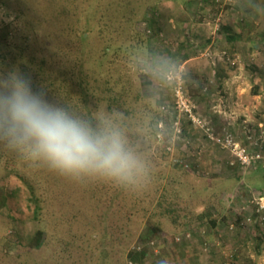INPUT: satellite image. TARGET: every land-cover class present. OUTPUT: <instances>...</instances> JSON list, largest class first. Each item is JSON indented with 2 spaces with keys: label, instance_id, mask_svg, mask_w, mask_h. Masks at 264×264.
Segmentation results:
<instances>
[{
  "label": "rangeland",
  "instance_id": "obj_1",
  "mask_svg": "<svg viewBox=\"0 0 264 264\" xmlns=\"http://www.w3.org/2000/svg\"><path fill=\"white\" fill-rule=\"evenodd\" d=\"M111 2L0 0V72L118 117L151 181H73L0 148V264H264V0ZM145 51L183 67L212 138L186 117L176 127L174 85L140 70ZM226 134L263 159L242 167Z\"/></svg>",
  "mask_w": 264,
  "mask_h": 264
},
{
  "label": "clouds",
  "instance_id": "obj_2",
  "mask_svg": "<svg viewBox=\"0 0 264 264\" xmlns=\"http://www.w3.org/2000/svg\"><path fill=\"white\" fill-rule=\"evenodd\" d=\"M140 70L181 87L187 73L160 52L145 51ZM112 114H85L49 99L18 69L0 72V148L73 181L100 180L135 191L152 177V158ZM161 264H164L162 261Z\"/></svg>",
  "mask_w": 264,
  "mask_h": 264
},
{
  "label": "built area",
  "instance_id": "obj_3",
  "mask_svg": "<svg viewBox=\"0 0 264 264\" xmlns=\"http://www.w3.org/2000/svg\"><path fill=\"white\" fill-rule=\"evenodd\" d=\"M173 95H174V105L177 110V120L175 121V125L177 128L180 124V117H186L191 123L195 126L199 125L200 127L205 129V132L208 136H211L209 125H206L205 121L200 117V115L196 111V105L190 99V96L185 92L183 86L176 87L173 86ZM177 132H180V129H177ZM222 146L231 149L238 162L242 167L247 168L251 167L256 161H261L263 159V155L261 152L255 151L253 153H249L245 151L242 147H240L235 141L232 140L230 134H226L222 137L216 139ZM263 206V204H261ZM131 262V261H130Z\"/></svg>",
  "mask_w": 264,
  "mask_h": 264
},
{
  "label": "trees",
  "instance_id": "obj_4",
  "mask_svg": "<svg viewBox=\"0 0 264 264\" xmlns=\"http://www.w3.org/2000/svg\"><path fill=\"white\" fill-rule=\"evenodd\" d=\"M92 1H93V0H92ZM95 1H96V0H95ZM108 1H109V3H107L106 7H107L110 3H112L111 0H108ZM132 2H133V0H120V2H118V4H121L122 6L126 5V6L129 8V10H128V13H129V12H132V7H133V5H134V4H132ZM120 9H122V11L125 10V8L123 7V8H119L116 12L118 13ZM125 15H127V14H125ZM125 15H124V17H125ZM131 15H132V14H131ZM125 18L129 19L128 17H125ZM224 28H226V27H224ZM228 38H229V37H228ZM229 40H232V37H230ZM104 51L108 52V50H107L106 48H104ZM216 68H217V67H216ZM216 75L219 76V77L222 76L221 73H220L218 70H216ZM171 120H173V118H172ZM164 121H165V128H166V126H168V124H167V119L165 118ZM157 124H158L157 121L154 122V128H156V130H155V132H154L155 135H156V134L158 133V131L160 130V129L157 127V126H158ZM183 124H184V123H183ZM256 162H257V161H256ZM40 209H41V205L37 204V205H36V208H35V211H36L37 214H38V211H39ZM211 223L214 225V224H215V220H214V219H211ZM42 233H43L42 229H37L36 234H35V240L37 241V243H38V241L40 240V238H41V236H42ZM139 253H140V252H139ZM139 253H137L135 250L132 251V249H131V251L128 252L129 260H134V259L136 258V256L139 255ZM143 253H144V251L141 252V254H143Z\"/></svg>",
  "mask_w": 264,
  "mask_h": 264
},
{
  "label": "crops",
  "instance_id": "obj_5",
  "mask_svg": "<svg viewBox=\"0 0 264 264\" xmlns=\"http://www.w3.org/2000/svg\"><path fill=\"white\" fill-rule=\"evenodd\" d=\"M233 75H231V76H229V77H232ZM228 79V78H227ZM229 79H231V78H229ZM228 81H226V83H227Z\"/></svg>",
  "mask_w": 264,
  "mask_h": 264
}]
</instances>
